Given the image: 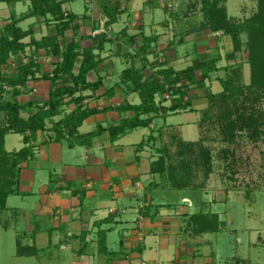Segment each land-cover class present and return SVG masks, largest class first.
<instances>
[{"label": "crops", "instance_id": "crops-1", "mask_svg": "<svg viewBox=\"0 0 264 264\" xmlns=\"http://www.w3.org/2000/svg\"><path fill=\"white\" fill-rule=\"evenodd\" d=\"M212 1L235 24L258 12L259 0ZM113 2L114 16L97 2L98 20L90 4L66 0L64 9L79 19L63 35L57 33L59 21H37V16L17 21L29 32L21 40L28 45L0 64V102L21 105L24 120L48 108L53 71L61 60L52 43L61 49L78 43L74 74L83 52L92 47L98 65L87 73V81H101L98 88L66 96L64 111L53 117L60 121L78 107L87 112L73 135L64 125L57 138L48 120L28 143L24 138L30 131L11 130L4 136L7 152L27 145L34 150L19 163L17 192L6 198L0 213L9 220V227H2L13 235L16 255L41 253V264H264V226L224 229L222 203L229 196L218 198L211 179L192 180L186 164L178 166L187 170L186 177L182 171L169 172L176 159L188 160L190 146L203 135L210 95L223 92L226 68L239 62L232 55V36L211 29L202 0ZM0 3L12 8L11 19L31 8L30 1ZM10 22L0 21V35ZM212 62L216 69L209 71ZM190 68L198 79L206 72L209 77L203 87L187 89L182 106L170 109L175 96L167 85L166 92L154 95L163 107L159 112L135 108L149 99L143 92L147 83H163V71ZM70 78L59 79V85L72 84ZM138 113V121L147 120L126 125L130 119L136 122ZM7 124L8 114L0 110V128ZM201 213L212 228L200 230L194 218Z\"/></svg>", "mask_w": 264, "mask_h": 264}, {"label": "trees", "instance_id": "trees-1", "mask_svg": "<svg viewBox=\"0 0 264 264\" xmlns=\"http://www.w3.org/2000/svg\"><path fill=\"white\" fill-rule=\"evenodd\" d=\"M6 1L8 3L17 2V1H30L31 8L30 12L22 15L21 17H14L6 27L5 31L0 35V64L5 63L9 58L11 53H18L20 51H24L27 43L22 42L21 40L28 35V31H23L22 28L17 26V21H20L28 16H37V17H45L48 15L52 16L53 21H59L57 25V33L59 35H63L65 30L69 28L72 22L77 21L79 16L75 13H71L64 9L63 4L66 0H0ZM100 4L103 6L104 10L110 14H113L112 9L116 8V3L113 0H100ZM203 6L202 10L205 13L209 25L212 30L217 31L223 29L226 33L230 34L233 38L236 51L241 49V34L243 32H248L250 37L255 40H264V0H259L258 12L249 20L241 23H231L227 20L226 11L224 8H220L217 6V2L212 0H202ZM112 8V9H111ZM112 18V17H111ZM113 19V18H112ZM112 21V20H110ZM43 44V43H42ZM46 44V43H45ZM53 44L54 52L61 56V60L57 63L52 79L55 82V85L51 91V97L47 102L48 108L42 107L36 114L32 115L28 120H24L20 117V108L21 105L14 102H0V110L5 111L8 114V124L4 127L0 128V210L6 209V198L13 193H16V187L18 184V165L21 161L28 159L29 157L34 155V150L32 146H25L19 151L16 152H7L4 148V136L7 132L14 130L17 132L26 133L30 131V135H25V142L28 143L32 138L35 137L38 130H43L46 127L47 121H51L53 123L52 128L57 133V138H60L61 135L64 134L62 130V126L66 125L68 128V132L73 135L77 127L81 124V122L88 115L87 112L78 107L73 112L67 114V116L60 121H55L53 119L54 116L61 114L64 111V105L66 103L65 98L68 95H73L77 91H81L82 89L92 87L98 88L101 85V81L98 80L96 82L90 83L87 81V73L95 68L98 65V61L95 60V55L93 53V48H86L83 52V59L80 64V69L77 74L73 73V68L75 63L80 55L78 51V43L76 41H72L70 43L65 44V46L61 49L59 44ZM40 45V44H39ZM252 51V45L250 46ZM254 53V52H252ZM252 63V67L255 70L259 69L261 73H264V58L260 60V58L255 57V54H252L250 59ZM216 69L214 62L209 63V71ZM231 69V70H230ZM227 76L223 80L224 90L219 94H211L210 101L212 102L217 99V97H221V99H226L227 95L232 92V80L233 75L235 73L239 74L242 71L240 65H231L226 68ZM166 73L164 75L163 83L159 82L156 79H153L149 83L146 84L147 89L145 88L143 92H148L149 99H144V101L135 106L137 110H141V112H159L162 105L155 102V93H163L166 92L168 85L172 93L174 94V102L175 104L170 107V109H175L178 106H182V101H184L185 95L187 94V89L190 86L203 87L205 84V80L209 77V72L203 73L201 78L198 79L193 69H186L182 73L172 72V71H163ZM66 75H70V79L72 84H63L59 85L58 80L66 77ZM236 77V76H235ZM233 78V79H232ZM0 76V81H1ZM183 80H187V83L178 85ZM149 88V89H148ZM77 101L82 100L81 97L76 98ZM92 112V111H91ZM135 119V118H134ZM133 119V120H134ZM137 121L134 122L132 119L127 121L126 125L133 127L139 123L145 122V120L138 121L139 113L136 116ZM134 122V123H133ZM230 122V123H229ZM227 127L229 129L234 128V126H238L240 130H244L245 128L250 130V136L254 139L259 137V129L257 128L258 119L253 116L250 117H238L236 121H229ZM240 124V125H239ZM230 133V140L235 138L234 133ZM193 147L190 146L189 149ZM190 153V152H189ZM206 153V154H205ZM205 154L204 162H202L201 166L206 163L210 166L211 163V154L210 151L205 148L203 155ZM164 161L162 158L161 162ZM183 161V165L186 166L189 164ZM210 168V167H209ZM163 170L164 169H159ZM210 171V170H209ZM207 214H197L195 215V221L200 224V230H207L213 227L212 222L206 219ZM203 220L201 221V219ZM217 222V221H216ZM217 228V223L216 226ZM103 241L101 239L99 245L102 251Z\"/></svg>", "mask_w": 264, "mask_h": 264}, {"label": "rangeland", "instance_id": "rangeland-1", "mask_svg": "<svg viewBox=\"0 0 264 264\" xmlns=\"http://www.w3.org/2000/svg\"><path fill=\"white\" fill-rule=\"evenodd\" d=\"M83 1L93 7L92 16L101 20L102 11L97 4L100 0ZM0 6H3L0 8V21L11 20L9 15L12 8L6 7L5 3H0ZM23 9L22 4L17 10L23 11ZM253 16L245 21H249ZM35 19L53 21L51 15L35 17ZM236 54L239 60L237 65L241 66L242 71L233 75V89L227 98L217 97L209 106L203 124V135L198 144L191 147L187 163L189 164L188 174L192 180L197 177L199 178L196 181L211 179L214 185L212 188L220 191L218 198L223 195L229 196L228 202L222 203V208L226 210V214L222 216L225 220L224 229L235 226L240 230L245 227L253 228L256 225L264 226V73L257 68L254 70L250 61L252 54H255V57L258 56L260 60L264 58V40L252 39L248 32H243L241 49L236 51L234 56ZM253 115L258 119L257 128L260 132L256 139L250 136L249 129L240 130L238 126H234L232 130L227 127L229 121H236L240 116ZM230 133L232 135L234 133L233 140H230ZM205 148L211 154L210 166L206 161L201 166L205 159L206 153L203 155ZM182 163L183 160L176 159L171 163L169 172L182 171L181 173L186 177L187 170L185 172L178 167ZM4 215H6L5 212L3 215L0 214V264H41V253L32 257L16 255V246L11 242L13 235L7 233L9 231L4 228L9 227V220ZM261 236L264 237V233ZM261 262H264V258Z\"/></svg>", "mask_w": 264, "mask_h": 264}, {"label": "built area", "instance_id": "built-area-1", "mask_svg": "<svg viewBox=\"0 0 264 264\" xmlns=\"http://www.w3.org/2000/svg\"><path fill=\"white\" fill-rule=\"evenodd\" d=\"M143 264H146V263H143Z\"/></svg>", "mask_w": 264, "mask_h": 264}]
</instances>
